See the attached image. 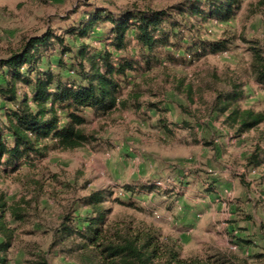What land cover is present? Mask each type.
Masks as SVG:
<instances>
[{
	"label": "rangeland",
	"instance_id": "374dc122",
	"mask_svg": "<svg viewBox=\"0 0 264 264\" xmlns=\"http://www.w3.org/2000/svg\"><path fill=\"white\" fill-rule=\"evenodd\" d=\"M186 1L0 0V63L24 39L48 32L72 51L80 43L93 52H113L104 35L108 22L88 39L75 41L65 33L95 10L114 16L164 11L176 24L177 37L170 40L175 47L156 51L149 69L141 64L127 75L123 96L138 92L137 107L131 103L105 117L83 112L84 132L92 138L83 148L61 151L48 145L17 169L0 165V195L7 205L20 203L25 213L23 221L6 216L12 234L10 246L0 250V264H81L87 239L75 231L90 217L82 200L91 191L108 194L102 208L110 210L109 223L152 226L176 244L182 258L264 264V180L259 169L245 167L254 147L264 148V125L235 137L215 108L218 96L236 84L240 106L264 112V89L250 72L251 48H264V0H243L228 23L204 24L176 13ZM215 44L220 48L209 49ZM60 52L55 46L47 53L52 72H59ZM113 54L143 57L132 37L125 51ZM70 58L71 51L62 62ZM4 70L0 67V75ZM187 84L192 100L182 91ZM5 121L0 109V127ZM5 241L0 234V246Z\"/></svg>",
	"mask_w": 264,
	"mask_h": 264
},
{
	"label": "trees",
	"instance_id": "16d2710c",
	"mask_svg": "<svg viewBox=\"0 0 264 264\" xmlns=\"http://www.w3.org/2000/svg\"><path fill=\"white\" fill-rule=\"evenodd\" d=\"M242 1L187 0L176 9V13L202 24L210 21L228 23L240 10ZM105 22L109 27L104 35L113 52L125 51L128 38L132 37L143 53L141 61L114 56L112 51L93 52L80 43L72 51L63 45L60 36L48 32L40 37L24 39L17 50L0 63L1 69H6L0 75V100L5 104L0 109L6 120L0 127V165L17 169L22 161L41 156V151L48 145L61 151L83 148L92 140L84 132L87 121L82 114L85 110L96 117H105L117 110L128 109L131 103L133 107L138 106L140 94L132 90L123 96L122 85L126 83L127 75L137 71L141 64L144 69H149L159 48L175 47L176 44L170 40L177 39L173 32L176 24L164 11L124 12L114 16L95 10L65 33L75 41L88 39ZM165 26L170 30L166 31ZM55 46L61 49V57L56 63L59 72H52L46 65L50 58L47 53ZM198 47L206 50L210 46ZM215 48L220 46L215 44L209 49ZM262 49L258 46L251 48L250 72L254 83L264 89ZM185 50L189 52L188 48ZM70 51L69 62H62V57ZM182 84L181 81L179 87ZM182 91L189 100L193 99L191 85H185ZM241 99L242 91L235 84L215 101L219 116L223 117L224 125L234 131L235 137L264 125V112L242 108L239 104ZM263 163L264 149L257 145L246 157L245 167L258 169ZM260 177L264 180V170ZM261 196L264 199V191ZM108 197L106 191H91L82 200L83 206L90 210V217L85 226L75 231L87 239L84 249L87 248L88 252L81 257V264L228 263L212 257L206 260L182 258L176 244L162 239L152 226L124 221L109 223L107 216L110 210L102 208ZM126 205L133 207L131 203ZM7 214L15 221H23L25 215L20 203L7 205L0 195V234L6 238L0 246L1 251L10 246L12 234L6 222ZM63 228L66 236H72L70 227Z\"/></svg>",
	"mask_w": 264,
	"mask_h": 264
},
{
	"label": "crops",
	"instance_id": "0c3cea01",
	"mask_svg": "<svg viewBox=\"0 0 264 264\" xmlns=\"http://www.w3.org/2000/svg\"><path fill=\"white\" fill-rule=\"evenodd\" d=\"M256 85V84H255ZM1 101V100H0ZM5 104L1 101V106H4ZM86 111H88V110H85L84 111V113H86ZM258 146L260 147V144L258 143ZM262 149H264V148H262ZM251 153V152H250ZM249 153V154H250ZM248 154V155H249ZM259 169V171L262 173V171L264 170V163H263V165L260 167V168H258ZM209 195H213V194H209ZM261 196V195H260ZM262 197V196H261ZM262 199H263V197H262ZM264 200V199H263ZM194 212H193V210H188L187 212H186V215L187 216H192V217H194V214H193ZM194 219V218H193ZM185 222V221H184Z\"/></svg>",
	"mask_w": 264,
	"mask_h": 264
},
{
	"label": "built area",
	"instance_id": "2783aa9c",
	"mask_svg": "<svg viewBox=\"0 0 264 264\" xmlns=\"http://www.w3.org/2000/svg\"><path fill=\"white\" fill-rule=\"evenodd\" d=\"M252 172H255V169H253V171Z\"/></svg>",
	"mask_w": 264,
	"mask_h": 264
}]
</instances>
